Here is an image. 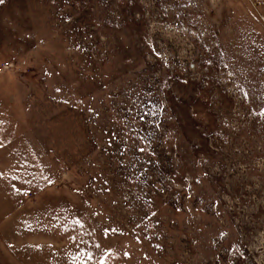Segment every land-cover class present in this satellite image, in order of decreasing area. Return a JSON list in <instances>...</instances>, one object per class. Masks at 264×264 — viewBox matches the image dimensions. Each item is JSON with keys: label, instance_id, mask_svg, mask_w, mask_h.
I'll return each mask as SVG.
<instances>
[{"label": "rangeland", "instance_id": "rangeland-1", "mask_svg": "<svg viewBox=\"0 0 264 264\" xmlns=\"http://www.w3.org/2000/svg\"><path fill=\"white\" fill-rule=\"evenodd\" d=\"M0 264H264V0H0Z\"/></svg>", "mask_w": 264, "mask_h": 264}, {"label": "built area", "instance_id": "built-area-1", "mask_svg": "<svg viewBox=\"0 0 264 264\" xmlns=\"http://www.w3.org/2000/svg\"><path fill=\"white\" fill-rule=\"evenodd\" d=\"M13 66L11 64H5L0 68V74H2L5 71H8L12 68Z\"/></svg>", "mask_w": 264, "mask_h": 264}]
</instances>
